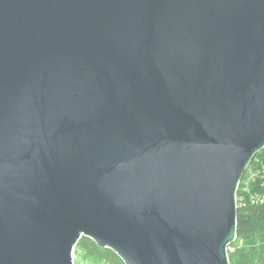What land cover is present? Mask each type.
<instances>
[{
  "label": "water",
  "instance_id": "water-1",
  "mask_svg": "<svg viewBox=\"0 0 264 264\" xmlns=\"http://www.w3.org/2000/svg\"><path fill=\"white\" fill-rule=\"evenodd\" d=\"M264 148V0H0V264H228Z\"/></svg>",
  "mask_w": 264,
  "mask_h": 264
},
{
  "label": "trees",
  "instance_id": "trees-1",
  "mask_svg": "<svg viewBox=\"0 0 264 264\" xmlns=\"http://www.w3.org/2000/svg\"><path fill=\"white\" fill-rule=\"evenodd\" d=\"M253 157L264 163V149ZM259 182L250 183V195L264 194ZM250 195L243 206L236 208V240L233 245L240 246L227 254L228 264H264V205L251 204L248 201ZM73 255L74 264H124L114 251L99 247L86 236L76 242Z\"/></svg>",
  "mask_w": 264,
  "mask_h": 264
},
{
  "label": "built area",
  "instance_id": "built-area-1",
  "mask_svg": "<svg viewBox=\"0 0 264 264\" xmlns=\"http://www.w3.org/2000/svg\"><path fill=\"white\" fill-rule=\"evenodd\" d=\"M264 149V148H262ZM261 149V150H262ZM259 150L258 152H260ZM260 181L259 185L260 187L264 188V163H261L258 158L253 157L250 162L248 163L245 171L243 172L241 179L237 186V191L235 195V206L236 208H240L244 205V201L246 200V197L250 195L249 192V185L251 182ZM248 201L251 202V204L256 205H264V194H253L248 197ZM240 244H230L226 252L233 253ZM72 255V260H73Z\"/></svg>",
  "mask_w": 264,
  "mask_h": 264
},
{
  "label": "rangeland",
  "instance_id": "rangeland-1",
  "mask_svg": "<svg viewBox=\"0 0 264 264\" xmlns=\"http://www.w3.org/2000/svg\"><path fill=\"white\" fill-rule=\"evenodd\" d=\"M73 257H74V255H73ZM73 261H74V258H73ZM74 264V263H73ZM80 264H84L83 262L82 263H80Z\"/></svg>",
  "mask_w": 264,
  "mask_h": 264
}]
</instances>
